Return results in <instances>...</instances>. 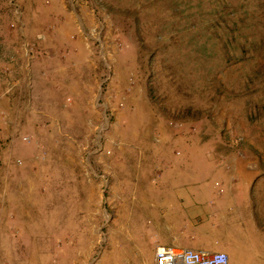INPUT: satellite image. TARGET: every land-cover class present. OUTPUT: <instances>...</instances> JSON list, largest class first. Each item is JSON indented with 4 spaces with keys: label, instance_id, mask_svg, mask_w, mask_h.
<instances>
[{
    "label": "rangeland",
    "instance_id": "rangeland-1",
    "mask_svg": "<svg viewBox=\"0 0 264 264\" xmlns=\"http://www.w3.org/2000/svg\"><path fill=\"white\" fill-rule=\"evenodd\" d=\"M177 163L264 196V0H0V264L143 262L114 200Z\"/></svg>",
    "mask_w": 264,
    "mask_h": 264
},
{
    "label": "crops",
    "instance_id": "crops-1",
    "mask_svg": "<svg viewBox=\"0 0 264 264\" xmlns=\"http://www.w3.org/2000/svg\"><path fill=\"white\" fill-rule=\"evenodd\" d=\"M177 165L160 166L155 181L141 172L138 183H124L113 235L143 237V262L134 256L109 264H154L158 245L225 252L227 264H264V196L247 182L194 181V170Z\"/></svg>",
    "mask_w": 264,
    "mask_h": 264
},
{
    "label": "built area",
    "instance_id": "built-area-1",
    "mask_svg": "<svg viewBox=\"0 0 264 264\" xmlns=\"http://www.w3.org/2000/svg\"><path fill=\"white\" fill-rule=\"evenodd\" d=\"M225 252H205L191 248H175L158 245L155 248L154 264H227Z\"/></svg>",
    "mask_w": 264,
    "mask_h": 264
}]
</instances>
